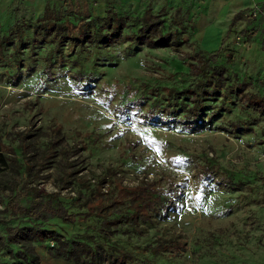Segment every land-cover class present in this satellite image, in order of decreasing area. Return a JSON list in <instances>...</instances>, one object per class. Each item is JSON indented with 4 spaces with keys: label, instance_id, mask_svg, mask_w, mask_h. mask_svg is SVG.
Segmentation results:
<instances>
[{
    "label": "rangeland",
    "instance_id": "374dc122",
    "mask_svg": "<svg viewBox=\"0 0 264 264\" xmlns=\"http://www.w3.org/2000/svg\"><path fill=\"white\" fill-rule=\"evenodd\" d=\"M29 1L0 4V143L20 166L0 172V235L28 223L5 208L25 177L23 151L52 139L33 182L39 191L56 190V176L71 162L76 179L100 181L99 193L112 183L172 181V207L151 213L138 235L120 241L132 264H264V2L200 24L205 9L196 2L151 8L144 0L137 8L119 0H43L65 24L46 35L35 20L44 9ZM107 9L118 21L108 20ZM144 11L162 20L164 37L137 33ZM197 50L222 69L213 91L188 66ZM196 85L206 89L203 98ZM186 87L191 94L176 93ZM248 93L262 99L249 102ZM72 183L60 197L74 220L42 223L64 237L93 225L70 204ZM167 237L173 243L162 252L143 250ZM35 245L38 264H72ZM0 264L26 263L0 247Z\"/></svg>",
    "mask_w": 264,
    "mask_h": 264
},
{
    "label": "trees",
    "instance_id": "16d2710c",
    "mask_svg": "<svg viewBox=\"0 0 264 264\" xmlns=\"http://www.w3.org/2000/svg\"><path fill=\"white\" fill-rule=\"evenodd\" d=\"M46 7L47 5L43 8V14L35 19L36 25H41L40 28L44 34L54 35L58 32L56 27L59 24L64 26L65 24L49 12L50 10L48 11ZM108 12L109 14L106 15L108 20L118 21L119 17H110L111 13L115 14L113 11L110 12L107 9L106 13ZM151 16L153 15L144 11L140 18L141 25L138 27L137 33L141 36L153 34L157 35L158 38L164 37L165 32H161L159 29L162 27V20L157 14L154 17ZM165 37H169V34H166ZM172 38L170 37V40ZM211 54L209 53V55ZM193 56L195 61L190 62L188 66L194 71L191 72L190 70V72L199 74L196 82L208 84L205 85L208 87L212 85L210 90L213 91L217 87L222 69L209 66V56L204 55L202 51H195ZM195 87L200 90L201 98H203L207 92L206 89L203 85H196ZM169 90L173 91L174 89ZM192 91V87H186L185 89L181 88L176 93L191 94ZM246 96L249 102L253 103L262 99L257 93H248ZM199 102L195 106L198 113L195 118L197 121L200 115L199 110L203 106L200 100ZM45 142L42 149H35L30 155L24 150L26 147L23 148L25 160L22 169L25 177L22 179L17 192L7 197L5 208L11 217L24 218L28 223L5 226L3 234L0 235V247L4 249L9 258L22 260L26 264H38L39 262L35 244H46V252L50 257L62 259L72 264H132L130 262L131 253L121 246L120 241L122 237L128 240L126 238H129L133 233L138 235L142 230L139 222L147 221L151 213H157L158 209L165 211L172 207V195H170L173 191L172 181L166 179L165 184L161 186L157 180H151L140 183L134 188L120 186L115 188L112 183V187L108 191L99 193L98 184L100 181L92 184L90 181L76 179L74 176L78 169L71 162L66 169L56 176V190L39 191L33 182L39 178L40 172L44 168L40 166L48 161V152L54 141L48 139ZM56 150L62 157L67 153L65 148L58 147ZM12 163L16 167H20L13 158L8 157L3 152V146L0 143V172L10 168ZM70 180H73L72 188L74 190V195L69 197L70 204H77L82 207L81 218L84 220L91 217L93 225L86 226V230L81 234L64 237L42 223L49 217H57L63 222L74 220L75 213L68 210L60 197V190L65 189L67 187L65 185H69ZM8 189L9 192L13 193L15 187L8 186ZM19 197L27 199V204H20L18 202ZM172 243L171 237L155 238L151 243L146 244L143 250L150 254H157Z\"/></svg>",
    "mask_w": 264,
    "mask_h": 264
},
{
    "label": "crops",
    "instance_id": "0c3cea01",
    "mask_svg": "<svg viewBox=\"0 0 264 264\" xmlns=\"http://www.w3.org/2000/svg\"><path fill=\"white\" fill-rule=\"evenodd\" d=\"M9 0H1L0 4L4 5ZM25 1V0H24ZM144 0H119L121 3H129L134 7H139ZM147 3L150 2L151 8L154 2L174 3V2H190L195 3L194 5L200 6L205 9L204 14L199 16L200 24L207 23V18H223L225 19L229 15H232L241 9H245L252 4L264 2V0H145ZM32 5L37 4V9H42L43 0H31ZM152 2V3H151ZM138 4V5H137ZM137 5V6H135Z\"/></svg>",
    "mask_w": 264,
    "mask_h": 264
}]
</instances>
